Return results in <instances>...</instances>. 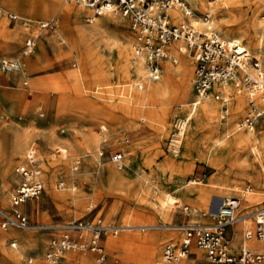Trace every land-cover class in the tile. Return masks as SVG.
<instances>
[{
	"label": "rangeland",
	"instance_id": "rangeland-1",
	"mask_svg": "<svg viewBox=\"0 0 264 264\" xmlns=\"http://www.w3.org/2000/svg\"><path fill=\"white\" fill-rule=\"evenodd\" d=\"M201 1L206 4L204 10L197 9L196 0H186L193 10L194 21L198 22L202 21V14L209 7V0ZM0 4L6 7L8 12L18 14L27 21L26 25H22L19 20L11 22L6 17L4 19L0 17V60H20L23 74L17 81L10 82L3 78L17 77L16 74L9 71L0 72V89L6 87L4 89L14 95L8 98L10 103L6 104L0 97L2 102L0 113L5 115L3 118L0 115V166L10 160L12 139L18 145L26 146L20 156L11 157L9 171L11 181L4 192L9 201L16 184L14 169L24 159L27 149L32 144L38 151L44 184L39 198L28 200L22 206V212L28 222L27 229L20 230L11 224L3 228V218L0 215V264H48L44 254L51 241L63 234L56 227L70 222L91 223L99 219L102 224L107 223L115 227H123L128 223L138 226H159L215 222L214 217L207 214L208 205L200 208L197 204H191L182 195V190H177L189 180L197 183L190 185L191 187L201 186L218 173L203 160L205 145L202 140L197 138L194 145L186 151L183 139L177 156L164 152L172 121L175 116L180 117L178 100H170L169 96H166L161 98L158 105H154L144 97L140 105H134L131 98L118 97L120 89L115 87L129 81L119 80L113 70L111 74H107L101 66L95 82L91 77L79 74L83 69L82 61L86 48L76 37V29L81 25L92 28L99 19H103L98 26L96 45L100 52L112 53V66H115L116 51L111 47L109 51L108 47L119 38L130 39L131 42L133 32L130 20L116 14H102L96 17V20L90 21L93 11L90 14H78V8L85 10L89 8L73 2L65 3L62 0H0ZM212 6L217 8L218 14L226 16L225 33L229 37L239 38L240 45L264 66V58L258 57L252 49V43L249 36L243 32L244 29L236 27L242 16L238 15L227 0H220L217 5ZM263 16L264 5L259 8L257 14L258 20L264 24ZM105 17L108 18L106 21ZM46 20H56L55 34L37 29L38 23ZM211 22L213 29L221 38L231 41L221 34L222 28L219 27L214 13ZM191 25L200 31V24ZM36 30L40 33V38L35 50L27 56H22L24 39ZM184 57L191 61L188 54L185 53ZM71 58L77 59L78 70L71 69L67 64ZM29 59L35 61V64H30ZM184 63V59L177 56V64L173 66L185 67ZM190 68L193 73L194 63ZM144 74L145 71L143 80H134L142 82L143 89L147 83ZM178 79L179 76H175L174 85ZM24 81L27 84H23ZM109 85L113 88L104 90L107 94L89 92L93 89H105ZM193 97L191 94L187 98L188 103ZM245 113L236 117L234 127ZM189 128L190 124L185 129V137L189 133ZM252 130L258 135L264 132V117L257 120ZM56 148L66 149L74 157L82 156L80 170L72 171L69 159L51 160L50 156ZM101 148L104 149V156L99 158L98 151ZM118 149L124 152L120 168L108 158L109 154ZM56 160L60 162L56 164ZM175 162H181L182 165L176 167ZM109 167L117 171L116 178L108 175ZM221 173L231 180L241 181L239 190L247 186L251 188L253 202L246 209L239 211H254L262 207L264 158L258 159L254 156L246 158L242 163L226 162ZM58 181L64 182V189H56ZM165 194L177 198L179 203L167 205L168 208L165 210L161 209L158 205L162 203ZM211 194L208 200L215 196L213 195L215 193ZM184 205H187L189 210L186 213L184 211L180 221L179 212ZM0 206L11 214L12 207L10 205L7 208V202L2 195ZM213 211L216 213L217 209ZM163 212H166L165 216L162 215ZM241 214L237 213V216ZM254 229L255 220L247 222L240 230V239L244 230ZM119 230L117 234L111 231L102 232L101 243L105 253V261L102 264H149L153 259L163 262V244L167 241L179 244L183 235V231H169L162 227H150L145 230L133 227ZM19 232L21 236L17 242L13 234ZM26 233L28 237L25 236ZM148 237L160 240L158 245L160 255L154 254L157 250L154 251ZM168 237H175L176 240L167 239ZM26 238L31 241L24 242ZM110 240L111 246L108 245ZM245 240L247 239L244 238L243 243ZM252 240L259 241L254 236L247 241ZM14 242L24 251V255L17 262L7 256V253L13 250L11 243ZM250 244L252 245L249 247L254 250H260L264 246L262 244L256 247L253 243ZM240 245L239 242L237 246ZM196 249L199 250L195 245L191 247L189 258H197L195 264H209L203 252L199 250L198 256ZM89 254L90 260L88 262L86 259L87 264H91L94 258V254ZM74 256L79 257L75 254ZM28 259L31 261L28 262ZM60 261L57 264H62ZM77 263L79 264L76 259L74 264Z\"/></svg>",
	"mask_w": 264,
	"mask_h": 264
},
{
	"label": "built area",
	"instance_id": "built-area-1",
	"mask_svg": "<svg viewBox=\"0 0 264 264\" xmlns=\"http://www.w3.org/2000/svg\"><path fill=\"white\" fill-rule=\"evenodd\" d=\"M65 3H77L90 8L96 16L102 13L120 15L130 20L133 32L132 48L135 54L142 57L145 66V79L156 81L162 72V62L177 63L176 54L168 49L172 43L178 42L176 50L186 53L194 59L192 84L194 97L188 103L190 113L198 106L200 101L210 97L222 102V112H228V98H223L216 86L230 84L236 95L245 96L246 113L237 122L238 129L251 130L257 120L264 115V66L245 47L235 41H227L221 38L212 27V12L202 14V22L206 31H198L189 23H175L169 15V10L178 8L182 13L189 14L190 9L186 0H62ZM220 0H209L212 5H217ZM11 22L19 20L22 25L27 21L19 18L11 12L3 15ZM264 18V16H263ZM40 31L55 34L57 32L56 20L41 21L37 25ZM38 30L32 32L24 40L22 55L31 54L40 38ZM60 43H63L60 41ZM71 69L78 70L77 59L71 58L67 63ZM20 67V62L0 60V72H14ZM120 89L118 97L130 98L133 92L140 91L143 84L130 82ZM125 91V94L123 92ZM92 94H107L103 89L89 90ZM179 109V106H178ZM2 102L0 100V112ZM188 117L175 116L172 121L171 132L165 143L164 152L168 155L177 156ZM104 156V149L98 151V157ZM51 160L57 158L69 159L71 170L78 172L82 164V156H71L66 149L56 148L53 150ZM109 160L120 168L124 159V152L118 149L109 154ZM16 184L10 194L11 214L0 210L3 218L2 227L13 224L25 227L28 222L26 215L20 210V206L28 200L39 198L44 189L42 172L39 167L37 148L32 144L27 149L24 159L14 169ZM65 184L62 181L56 183V189L62 190ZM242 193L246 196L251 194L249 186L243 188ZM239 206L236 198L222 200L215 215V222L211 226H183V235L179 244L166 242L163 246L162 258L166 264H176L190 254L191 247L195 245L205 255L209 264H260L264 260V248L251 250L243 245L233 248L230 239L226 236V229L232 225L234 215ZM264 209V200L262 202ZM189 208L183 207L187 212ZM83 222H74L66 227L63 234L51 241L44 254L48 264H57L60 256L65 252H89L94 254L91 264H102L105 261V253L101 243V234L104 232L101 220L91 222L90 232H86ZM254 236L259 241H264V216L255 220L253 235L249 232L245 238ZM14 245H12L13 247ZM31 259H28L30 262Z\"/></svg>",
	"mask_w": 264,
	"mask_h": 264
},
{
	"label": "bare ground",
	"instance_id": "bare-ground-1",
	"mask_svg": "<svg viewBox=\"0 0 264 264\" xmlns=\"http://www.w3.org/2000/svg\"><path fill=\"white\" fill-rule=\"evenodd\" d=\"M227 2L233 7V9L238 13L239 16H242L241 22L236 23L237 29H244L243 32L249 36V39L252 43V49H254L258 57L262 56L264 58V24L261 23L257 17L259 8L262 5H264V0H227ZM208 5L209 7L207 8V11L212 12V14L214 13L215 18L218 20L219 27L222 28L221 34L223 35V37L229 38L231 41H235L241 44L239 38L229 37L227 33H225L224 24H225L226 16L223 14H218L217 8L210 5V3H208ZM196 7L198 10H204L206 9V4L201 0H196ZM89 9L85 10L83 8H78L77 12L78 14L79 13L90 14L92 10ZM102 14L107 15L111 13H102ZM169 15L172 19V22L175 23L189 22L193 25L200 24L199 27L200 31L201 32L206 31V26L202 21L200 22L194 21L193 18L195 17L192 11L189 14H185L182 13L178 8L173 7L169 10ZM96 17L98 16L93 14L92 17L90 18V21L96 20ZM106 19L108 18L105 17V21ZM102 20L103 19H99V21L92 28L81 25L76 29V37L80 40V42L85 44V48H86V54L82 61L83 69L82 71L79 72V74L82 76L83 75L89 76L91 77V80L95 82L99 74L98 69L102 66V68L106 70L107 74H111V70H113V72H115L119 80L129 81L127 83L133 82L134 80H139V81L143 80L142 76L145 71L144 60L142 57H139L135 54L130 39L119 38L118 40L111 42V46L109 45L108 47L109 51H111L110 47L111 49L114 48L116 51L115 66H112L113 56L111 52H108V54H104L99 51L96 45L97 44L96 40L99 32L98 26L100 25V22H102ZM175 45H178V42L169 45L168 49L171 52H173L172 48ZM176 54L180 58L184 59L185 67L183 65L174 67L173 65L175 64L172 63L170 64V62L167 60L163 61L162 72L159 79L156 81H147L144 89L142 88L140 91H135L134 93H132L133 96L131 97L132 100L131 103H133L134 105L135 104L140 105L141 100L144 97H147V99H149L152 102V104L158 105L161 98L168 96L169 90L172 91L171 98L174 100H178L179 104L183 106V115H184L183 117H188V124H190L189 133L186 135V137H185V132L183 135L185 150L188 151L194 145L197 138L201 139L203 144L205 145V153H203V160L207 162V164H210L213 167V169L218 171V173L214 177H211L209 180L206 181V183L202 184L201 186L191 187L190 185H194L196 184V182L194 180H189L186 181L184 184H182L180 188L177 190L178 191L182 190V195L191 204H197L200 208H204L206 205H208L207 214L211 216L215 215V212L213 210L218 209L222 199L230 198V197L238 199L239 206L235 212L234 221L232 222V225L234 226L239 225L243 227V225H245L247 222H251L252 220L259 219L261 218V215L264 216V209L261 207L254 211H246V212L239 211L249 207L253 197L251 196V194L246 196L245 194L242 193V190H239L240 189L239 185L241 184V181H238V179L231 180L228 176L223 175L221 171L222 168L224 167V163L226 162L235 161L238 163H242L246 158L254 157V156H256L258 159L264 158V132L258 135L252 129L251 130L238 129L237 124H235L234 127V122L236 117L245 112V98H244L245 96L236 95L233 92V88L230 84L223 86H216L214 88V90L218 91L223 98H228L227 114H223V112L221 113L222 102L214 100L210 97L200 101L198 107H196L191 113L190 110L187 111V107H188L187 98L194 92V86L192 84L193 73H191V68H190V66H192V64L194 63L193 62L194 59L190 56L191 61L187 60L184 57L185 53H179L177 52V50H176ZM18 61L20 62V67L17 71L14 72H20L22 70V62L20 60ZM29 61L30 64L32 65L35 64V61H32L30 59ZM76 76L78 77V75ZM175 76H179L176 85H174L173 83ZM144 79H145V74H144ZM127 83L118 84L117 87L123 86ZM110 88L113 87H111L110 85L105 87V89H110ZM181 109L182 107L179 106V110ZM10 145H11V153L9 155L10 160L3 163L0 166V179H2V183L0 184V195H2V197L7 202V208L10 207V200L8 201V197L6 196L4 190L11 181V178L9 176V171L11 167V157L20 156L24 148L26 147L24 145H18V143H15L14 139L10 141ZM59 162L60 160L55 161L56 164H58ZM181 165H182L181 162H177V163L175 162L176 167H180ZM108 175L111 178L114 177L116 178L118 176V173L113 167H109ZM211 193L212 194L215 193L213 194L215 196H212L210 200H208V196ZM217 198L221 200H216ZM173 203H179V201L177 200V198L173 197L172 195L165 194L164 197L162 198V203H159L158 206L161 209L165 210L166 208H168L167 205H173ZM0 210L6 212L7 214H10L1 206H0ZM237 213L238 214L242 213V214L237 216ZM165 214L166 212L162 213V215L164 216ZM72 223L73 222L66 223L56 228L60 232H63L65 231V229H67L66 227L70 226V224ZM89 224H90L89 222L84 224L85 227L84 229H86V232H90V228H87L90 227ZM213 224L214 222L210 224L195 223V224H186V225L138 226L128 223L123 227L120 226L115 227L108 225L106 223V224H102V226L104 227V232L111 231L113 232V234H117L120 231L119 229L121 228L125 229V228L140 227L141 230H145L146 228H150V227H162L165 230L181 232L183 226H187V225L211 226ZM11 225L20 230L27 229V226L18 227L13 224ZM249 232L253 235L254 230L253 231L244 230L243 237L245 236V234ZM17 234H14V236L16 241L19 242L18 237L21 236V233L19 232ZM148 238L150 243L152 244L154 251L157 250V252L154 254L160 255V252H158V245L160 243V240H157L156 237H148ZM251 238L252 236L249 239ZM167 239L176 240L175 237H168ZM247 240H245L243 246L251 250L254 249L249 247V245H252L250 244V242L253 243V245L256 247H260L262 246V244L264 245V241L255 242L254 240H252L248 242ZM30 241L31 240L29 238H26V241L24 242H30ZM108 242H109L108 245L111 246L112 241L110 240ZM42 244L43 242H41V245ZM12 245H14L13 248L15 249H13L10 253H7V256L11 258L14 262L20 261V259L24 255V251L22 250L21 247L19 246L17 247L16 242L11 243V246ZM196 252L198 253L199 256L200 252L198 250ZM84 253H88V252H84ZM63 254L60 256L61 261L59 259L60 263L62 264H74L76 259L79 262V264H87L86 258H84L85 256L84 257L79 256L78 258H76L74 256V253L72 254L65 252ZM188 260L189 258L187 256L184 259H182L181 264H186ZM178 263L179 262H177L176 264ZM149 264H166V263L158 259H153ZM260 264H264V260Z\"/></svg>",
	"mask_w": 264,
	"mask_h": 264
},
{
	"label": "crops",
	"instance_id": "crops-1",
	"mask_svg": "<svg viewBox=\"0 0 264 264\" xmlns=\"http://www.w3.org/2000/svg\"><path fill=\"white\" fill-rule=\"evenodd\" d=\"M0 8H2V10L4 11V12H8V9L6 8V7H4V6H2L1 4H0ZM15 15H17V16H19L18 14H15ZM0 17H3V19H4V15H2V16H0ZM20 17V16H19ZM21 18H23V17H21ZM187 23H189V22H187ZM190 24V23H189ZM25 40V39H24ZM23 45H24V43H23ZM177 45H175L172 49H173V53L174 54H176V47ZM23 49V48H22ZM21 55H22V51H21ZM23 56V55H22ZM176 56H177V54H176ZM23 59L25 58V57H22ZM194 62V61H193ZM171 64V63H170ZM177 64V63H176ZM13 73H15L16 74V76L17 77H13V78H8V79H6L5 77L3 78L5 81H10V82H14V81H17L18 80V78H20L23 74H21L20 72H13ZM25 82L26 81H24L23 82V84H25ZM134 82V81H133ZM136 82V81H135ZM26 84H27V82H26ZM6 86V85H5ZM4 88H6V87H2V89H0V97L3 99V102L6 104V103H10L9 102V99L8 98H10V97H13L14 95L10 92V91H8V90H6V89H4ZM100 89V88H99ZM101 89H103V90H106V89H104V88H101ZM170 91V92H169ZM168 91V93H169V98L168 99H170V100H174V99H172L171 98V90H169ZM134 93V92H133ZM194 93V92H193ZM133 95V94H132ZM131 95V96H132ZM131 96H130V98H131ZM129 100V99H128ZM6 106V105H5ZM4 106V107H5ZM178 106H181L182 107V109H181V111H180V117H183L184 115H183V106L182 105H180V104H178ZM187 111H189V110H187ZM221 111H222V109H221ZM246 112V111H245ZM0 115H1V117L3 118L5 115L3 114V113H0ZM264 117V116H263ZM262 118V117H261ZM260 118V119H261ZM254 129V128H253ZM197 184V183H196ZM231 198V197H230ZM223 200V199H222ZM222 202V201H221ZM253 202V199L251 200V202H250V204ZM26 204V203H25ZM25 204H23V205H25ZM221 204V203H220ZM22 205V206H23ZM22 206H20V210L22 211L23 209H22ZM185 206H187V205H184L183 207H185ZM220 206V205H219ZM188 207V206H187ZM189 208V207H188ZM186 213V212H185ZM183 214H184V211H183V209L182 210H180V212H179V220L181 221V218H182V216H183ZM190 224V223H189ZM197 224H201V223H197ZM242 229V227H240V226H231V227H228L227 229H226V236L227 237H229V238H231V240H230V242L231 243H233L232 244V247L233 248H237L238 246V243L240 242L241 243V245H243V241H244V238L242 237V239H240V230ZM14 235V234H13ZM25 236L26 237H28V235H27V233L25 234ZM168 242V241H167ZM15 243V242H14ZM166 243V242H165ZM164 243V244H165ZM164 244H163V246H164ZM16 247V246H15ZM264 248V246L261 248V249H263ZM13 249H15V248H13ZM196 251H197V249H196ZM199 251V250H198ZM162 252H163V249H162ZM67 253H74L76 256H85L84 258H86L87 260H88V262H89V260H90V254L89 253H75V252H67ZM188 258H189V256H188ZM196 260H197V258H193V259H190L189 258V260H188V262L186 263V264H195V262H196ZM92 261H93V259H92ZM181 261L182 260H180L179 261V263L178 264H181Z\"/></svg>",
	"mask_w": 264,
	"mask_h": 264
}]
</instances>
